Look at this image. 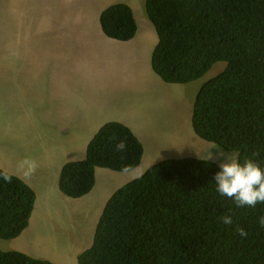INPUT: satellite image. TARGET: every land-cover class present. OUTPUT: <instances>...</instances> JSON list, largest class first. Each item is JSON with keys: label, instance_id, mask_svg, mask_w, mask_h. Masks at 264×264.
Segmentation results:
<instances>
[{"label": "trees", "instance_id": "obj_1", "mask_svg": "<svg viewBox=\"0 0 264 264\" xmlns=\"http://www.w3.org/2000/svg\"><path fill=\"white\" fill-rule=\"evenodd\" d=\"M146 12L159 36L154 72L170 84L204 80L192 112L194 133L264 169V0H147ZM100 24L120 41L137 33L126 4L106 9ZM219 62L225 68L206 79ZM120 140L127 144L124 152L116 151ZM143 153L130 128L107 123L86 159L63 167L59 189L79 199L93 189L97 167L126 173L125 166L127 172L140 166ZM219 170L217 163L193 157L162 160L114 194L92 244L72 250L69 262L57 254L53 260L0 250V264H264V204L238 207L222 196L214 181ZM36 196L16 177L11 183L0 178L1 239L27 229ZM224 216L232 217L231 225Z\"/></svg>", "mask_w": 264, "mask_h": 264}, {"label": "crops", "instance_id": "obj_2", "mask_svg": "<svg viewBox=\"0 0 264 264\" xmlns=\"http://www.w3.org/2000/svg\"><path fill=\"white\" fill-rule=\"evenodd\" d=\"M63 4L67 8H60ZM111 5L113 4L110 0H10V26L6 38L0 43V114L14 120V129L11 132L12 141L5 148H0V169L16 176L17 164L25 157L35 160L38 164L35 174L26 183L37 195L30 225L20 237L13 239L14 243H19L23 253L33 257H41L33 248L45 238L49 244L60 243L54 229L49 232L42 230L41 234L39 229L34 227V232L30 234L31 227L37 221L40 200L44 199L46 194L49 198L43 208L48 207L47 210H50L53 207L50 217L56 220L62 217L60 222L63 221L66 216L65 209L55 210V204L65 205L76 199L66 198L59 191L58 176L61 169L68 162L82 160L93 136L102 126L110 123L106 117L91 113L90 110L83 115L89 117L90 122L77 124L80 127H88L89 130L66 133L62 130L63 121L57 120L56 116L48 115L42 118L47 128L37 122L36 118L39 116L34 114L33 105L40 104L47 110H53L42 102L40 93H61L62 85L75 75L73 92L76 107L78 111H81L82 107L88 108L86 101L84 104V98L88 96L86 87L96 78L85 74L78 63L99 65L114 61L112 55L117 45L122 42L108 38L100 24L102 12ZM5 21V14H0V28L4 27ZM142 24L146 26L144 21ZM137 40L143 43L150 83L161 82L151 70V56L157 45V37L153 32H138L129 44L133 45ZM95 70L104 69L97 67ZM135 75L136 66L131 63L123 82V85L129 88L127 93L138 92ZM79 77L82 79L81 85L78 84ZM52 124L56 127L54 133ZM122 124L133 131L129 119ZM0 128L1 133V122ZM19 132H23L22 136ZM134 134L137 136L135 132ZM137 138L142 141V137ZM158 157L160 155L156 156ZM95 182V189L103 193L93 194L105 200L109 192H114L128 183L122 173L98 168L95 172ZM84 200L85 198H81L82 202ZM73 236L71 234V237ZM30 240L33 245L31 247L27 245ZM77 242L81 243L80 247L86 246L80 238ZM70 243L62 242V245L70 250L65 249L68 254L65 262L70 261L72 250L75 249ZM18 245L15 249H18ZM56 247L57 245H51V253L48 254L53 260L57 257L54 253Z\"/></svg>", "mask_w": 264, "mask_h": 264}, {"label": "rangeland", "instance_id": "obj_3", "mask_svg": "<svg viewBox=\"0 0 264 264\" xmlns=\"http://www.w3.org/2000/svg\"><path fill=\"white\" fill-rule=\"evenodd\" d=\"M146 1L110 0V3L130 4L138 22L135 37L138 32H153L157 37L158 44L159 36L155 26L147 15ZM27 7L30 9L34 8V6ZM60 8H67V6L63 4ZM2 13L5 14L6 21L4 27L0 28V43L6 38L10 26V0H0V14ZM143 21L146 23L145 27L142 24ZM134 38L129 41H132ZM129 41H121L122 43L117 45L112 55L113 62L100 63L99 65L78 63L85 74L96 78L95 81H90L86 87L88 96L84 98V104L86 101L88 105L87 109L82 107L81 111H78L76 107L73 92L75 88L74 75L67 83L62 85L63 91L61 93L58 94L53 91L40 93L42 102L53 110H47L40 104L33 105L34 114L39 116L36 118V121L47 128L48 126L44 124L42 118H46L48 115L50 117L56 116L57 120L64 123L62 130L66 133H73L89 130L88 127H80L77 124L90 122L89 117H83L84 112H90V110H92L91 113H97L106 117L108 122H119L122 124L129 119L133 131L138 137H142V141L139 138L138 140L143 145L144 153L139 167L127 173H122L123 178L128 182L137 179L148 168L165 159L193 157L200 160L212 161L219 165L220 161L207 159L210 152L215 157L218 151L217 145L200 139L192 128L193 104L204 80L201 79L183 85L166 83L154 72L151 63L153 74L161 82L153 81L150 83L148 79V67L144 59L143 43L137 40L135 44L130 45ZM0 54L2 53L0 52ZM131 63H134L136 66L134 79L138 92L129 91L127 93L129 88L124 86L123 82L126 71ZM225 66L224 62L215 64L205 78L215 77ZM97 67L104 70H95ZM78 84H82L81 77L78 78ZM0 122L3 128V131L0 133V148H5L12 141L11 132L14 129V120L0 114ZM52 126L54 133L56 127L54 124ZM19 134L22 136L23 132H19ZM222 150L225 151L224 149ZM157 155H160V157L156 158ZM92 193L101 194L103 192L97 191L94 186ZM94 194L91 196L93 200L91 204H89L88 200L82 202L81 199L72 200L65 205L63 203L55 204V210L62 211L65 209L66 216L62 222H60L62 217H58V220L50 217L49 214L53 211V207L50 210H47L48 207L43 208V204L49 198L45 194L44 199H41L39 202L40 207L38 208L37 221L31 227L30 234L34 232V227L39 229V233L42 230L49 232L54 229L60 242L53 243L57 245L54 253L63 259H68V254L65 253L66 248L62 245V242H71L72 247L77 248L79 251H84L93 242L98 218L106 205L104 198ZM71 234L74 236L71 237ZM28 238L30 239V237ZM78 238L86 246L80 247L81 243L77 242ZM18 244L14 243L13 240L0 238V250L3 252H22ZM53 244H49L45 238L42 242L36 244L37 247L33 249L41 257L46 258L49 257L48 254L51 253V245ZM16 245H18V249H15ZM27 245L29 247L33 246L31 245V240ZM66 251L70 250L66 249ZM60 258L59 261H61Z\"/></svg>", "mask_w": 264, "mask_h": 264}, {"label": "clouds", "instance_id": "obj_4", "mask_svg": "<svg viewBox=\"0 0 264 264\" xmlns=\"http://www.w3.org/2000/svg\"><path fill=\"white\" fill-rule=\"evenodd\" d=\"M118 4H122V3H118ZM113 5H117V4H113ZM113 5H111V6H113ZM111 6H109V7H111ZM128 6L132 9V7L129 4H128ZM109 7H107L106 9H108ZM132 11H133V9H132ZM101 16H102V14H101ZM101 16H100V19H101ZM134 17H135V14H134ZM135 20H136V17H135ZM136 24H137V20H136ZM110 39H112V38H110ZM114 40H116V39H114ZM117 41H120V40H117ZM193 108H194V104H193ZM193 108H192V112H193ZM96 134H95V136H96ZM93 138H92V140H93ZM113 139H115V138H113ZM90 142H89V144H90ZM89 144L87 145L84 158L82 160H79V161H83L86 159V154H87V149H88ZM216 147L218 148V151H217V154L215 155V157L210 152L207 156V159H216V160L220 161V163H219L220 170L217 173H215V175H214V181L216 182V185H217V191L222 196H227L228 198H234L235 203L238 207H243V206L255 207L257 205V203L264 204V169H262L260 167V165L258 164V162H256L254 159H247V160H244L243 162H240L237 154L232 153V152H225L222 149H220L219 146H216ZM115 148H116V151H118V152H124L127 148V144L124 140H120L119 142L116 143ZM79 161H73V162H79ZM68 163H70V162H68ZM68 163H66V164H68ZM37 167H38V164L35 160L28 158V157H25L23 160L19 161L17 164V170L15 173L16 176L9 173L7 170H0V178H2L4 181H6L8 183H11L13 176H14V177H16L22 181L24 180L23 182L27 183L31 179V177L35 174ZM63 167H62V169H63ZM97 168L98 169H106V168H101V167H97ZM62 169H61V171H62ZM96 169H95V172H96ZM106 170H109V169H106ZM128 170H129L128 166H125L122 169V171H124L126 173ZM109 171H111V170H109ZM113 172H115V171H113ZM116 173H119V172H116ZM59 178H60V175L58 176V187H59ZM130 182H128V183H130ZM95 184H96V182H95ZM127 184H125V185H127ZM124 186H122V187H124ZM122 187H120L119 189H121ZM119 189H117L114 192H109L107 194L106 205L110 201V199H112L114 194ZM92 190L93 189H91L89 191V193H87L81 197V198H85L84 202L87 200H88L89 204H91L93 202V200L91 198V196L93 194ZM59 191H60V189H59ZM61 194H62V192H61ZM81 198H79V199H81ZM106 205H105V207H106ZM32 214H33V212H32ZM101 216H102V213L100 214V216L98 218L96 228H97V225L99 223ZM31 217H32V215H31ZM30 220H31V218H30ZM222 221L224 224L231 225L232 224V217L231 216H224V217H222ZM259 224L261 227H264V216L260 217ZM29 225H30V222H29ZM28 228H29V226L27 227V229ZM96 228H95V231H96ZM237 231L241 237L247 236V232L243 228H240ZM94 235H95V233H94Z\"/></svg>", "mask_w": 264, "mask_h": 264}]
</instances>
